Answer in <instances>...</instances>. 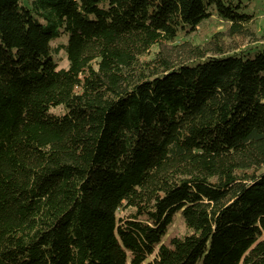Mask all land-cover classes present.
Listing matches in <instances>:
<instances>
[{"label":"trees","instance_id":"16d2710c","mask_svg":"<svg viewBox=\"0 0 264 264\" xmlns=\"http://www.w3.org/2000/svg\"><path fill=\"white\" fill-rule=\"evenodd\" d=\"M20 1L0 0V264H264V44L168 47L213 15L252 35L253 0Z\"/></svg>","mask_w":264,"mask_h":264},{"label":"rangeland","instance_id":"374dc122","mask_svg":"<svg viewBox=\"0 0 264 264\" xmlns=\"http://www.w3.org/2000/svg\"><path fill=\"white\" fill-rule=\"evenodd\" d=\"M32 0H21L20 4L25 7H29ZM246 12L253 16L251 24L249 25V30L252 33L250 36H244L239 34L234 37L227 35V23L218 19L215 15L209 19L201 22L195 31H190L187 29L186 34H180L175 41L168 45L178 47L181 52L190 44L198 48L205 49L208 47L209 41L213 36H217L219 43L225 48L228 53L241 52L240 55L245 57H253L256 53L262 50V45L264 44V0H253L248 3ZM66 43L67 39L64 37L61 39ZM59 41L52 43V46H56ZM158 48H153V51H157ZM152 57V54H150ZM55 60L58 64V68L66 69L67 60L64 52H59L55 55ZM51 114L59 113V110L52 108L49 110ZM185 233V227L179 216H176L173 224L168 230L165 237V242L172 237L182 236Z\"/></svg>","mask_w":264,"mask_h":264}]
</instances>
